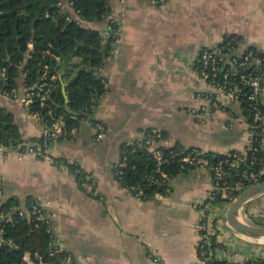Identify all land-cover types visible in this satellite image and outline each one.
<instances>
[{
  "label": "crops",
  "instance_id": "obj_1",
  "mask_svg": "<svg viewBox=\"0 0 264 264\" xmlns=\"http://www.w3.org/2000/svg\"><path fill=\"white\" fill-rule=\"evenodd\" d=\"M62 2L64 12L81 21L84 28L98 31L107 48L104 33L110 20L82 21L72 3ZM111 7L110 16L121 36L99 70L108 87L94 118L105 125L104 138L97 140L85 122L73 128L71 138L52 146L58 164L0 150L2 199H17L21 207L30 199L48 202L50 211L58 215L57 237L81 264H156L155 254L165 264H199L200 205L213 190V174L206 169L186 170L171 181L168 195L143 200L114 173L121 149L156 129L160 144L167 148H196L234 157L227 181L231 188V178L238 185L237 179L248 170L247 155L253 141L243 104L225 100L226 110L213 111L204 122L191 114V108L202 105L201 97L212 90L199 71L204 48L220 47L226 37L234 36L240 39L237 54L247 50L264 54V0H167L160 5L147 0H127L125 4L111 0ZM33 51L31 44L29 52ZM76 60L77 65L82 64ZM75 74L54 76L64 97V86L68 95ZM25 80L23 70L17 90L24 89ZM0 108L14 115L24 144L41 139V125L1 91ZM61 165L78 166L85 181L80 182ZM219 196L226 199V192ZM226 204L215 203L211 212L220 246L215 258L233 264L264 258L263 245L226 225ZM240 217L264 226V193L251 199Z\"/></svg>",
  "mask_w": 264,
  "mask_h": 264
},
{
  "label": "trees",
  "instance_id": "obj_2",
  "mask_svg": "<svg viewBox=\"0 0 264 264\" xmlns=\"http://www.w3.org/2000/svg\"><path fill=\"white\" fill-rule=\"evenodd\" d=\"M67 1L73 4L74 11L82 21L99 22L112 12L111 0ZM114 27L119 28L118 25ZM239 43L238 37L225 38L220 47L224 49L227 60L237 55L236 49ZM31 44L34 46L32 53L29 52ZM112 44L113 41H109L107 48H104L101 34L98 31L86 29L81 21L71 19L69 14L63 10L62 0H0V89L8 92L17 90V80L23 70L27 87L36 85L44 73H47L48 77H54L61 72H65L66 76L76 72L67 87L68 103L63 95L60 81L56 80L57 87L50 100L44 107L39 102L35 103L33 111L40 112L49 124L52 123L53 117L57 119L64 116L68 131L79 127L88 118L98 122L94 115L98 109L99 100L107 91V81L99 75V70L105 65L116 46ZM57 58H61L62 61L58 62ZM75 58L79 59L82 64H72V67H68L66 60L70 61ZM4 70H6L5 77H3ZM242 90L248 93L246 87ZM239 102L243 104L252 132L258 134L253 141L258 139L259 147L264 146L261 123L254 121L255 111L251 107L252 103L247 97H241ZM68 109L75 115L70 114ZM259 109L264 113L263 105H259ZM49 112H52V116L48 115ZM149 132L146 133V137ZM24 143L14 115L0 108V145L10 148ZM32 143L40 144L42 139ZM145 143L146 139H142L132 145L124 146L121 149L120 159V164L124 166L115 169V173L120 172L115 177L121 184L135 195L142 192L139 198L150 200L157 195H168L170 183L178 174L189 169H196L182 162L187 149L176 147L172 150H165L164 158L167 163H164L159 171L158 162ZM206 154L214 164L229 160L226 170L231 171L234 157L214 153ZM254 159L257 162L252 165ZM247 163L249 172L259 174L260 179L263 180L264 151L262 149L256 153L249 151ZM69 167L73 173L78 172L76 176L83 183L85 174L81 169L76 165ZM241 180L237 179V182H241L243 188L251 185L248 180ZM228 186H231L230 183ZM239 193L240 191H235L234 195L238 196ZM224 202L226 199L219 196L214 203ZM30 203H32L31 199L27 204ZM21 205L19 200L11 198L0 209V213L8 214ZM15 219L17 220L15 224L7 226L5 238L12 239L17 248L0 246V264H24L23 257L26 253L32 257L39 254L48 264H62L65 254L49 256L53 238L45 225L36 227L34 223H29L19 215L15 216ZM219 247L215 241L207 251L208 257H211ZM212 264L233 263L217 260L213 256Z\"/></svg>",
  "mask_w": 264,
  "mask_h": 264
},
{
  "label": "built area",
  "instance_id": "obj_3",
  "mask_svg": "<svg viewBox=\"0 0 264 264\" xmlns=\"http://www.w3.org/2000/svg\"><path fill=\"white\" fill-rule=\"evenodd\" d=\"M154 4H164L167 0H147ZM122 4H125L127 0H120ZM110 21L108 30L104 33V37L108 41H113L112 45H116L120 41V29H115L117 24L112 20L113 17L108 15L106 17ZM227 55L224 53L222 47L204 48L199 58L200 75L206 80L210 86L211 91L203 95L202 100L204 103L200 106L191 108V114L197 118L200 122H204L205 119L215 110L225 111V100L234 102L240 100L241 97H247L252 103L251 107L255 111L254 121L255 123H261L262 132L264 134V113L259 109V105L264 106V54H256L253 50H247L243 53L232 56L229 60L226 59ZM6 76V70L3 71V77ZM54 77H48L47 73H44L39 82L33 87H27L24 85L22 91L13 90L8 92L1 90L4 97L11 99L17 103H20L28 114L33 117L42 127V143H29L21 144L14 147H5L0 145V150H10L17 152L21 155H30L39 160L49 162L51 164H58L57 157L52 150L53 144L57 143L61 139H68L73 136L75 129L71 131L67 130L66 121L64 116H60L57 119H52V123L49 124L45 121L43 115L38 111H33V105L37 102L42 107L50 100L54 89L57 87ZM108 87V84L106 85ZM243 87L248 89V93L243 92ZM52 116V112L48 113ZM96 133L97 140H102L105 136L106 130L102 122L91 120L90 118L85 120ZM256 132H252L253 140L257 136ZM143 139H146V146L150 153L154 155L158 162V167L167 163L164 158L165 150H172L173 148H167L160 144V134L156 129L150 130L148 136L146 134ZM264 143V141H263ZM256 144V145H255ZM260 149L264 151V146L259 147L258 139L252 141L250 151L253 153L259 152ZM182 162L196 169L209 170L214 177L213 190L208 194L205 201L200 205L201 217L198 225V243L197 251L199 254V264H212L214 254L209 256L207 252L217 243L216 236L214 235L211 212L213 210L214 202L219 197L220 193L226 192V202L230 203L235 201L240 193L245 189L241 182L238 183L236 188L229 187L227 176L229 171L226 170V166L229 165V160L219 161L217 164L211 162L210 158L206 154L196 148L187 149V152L183 155ZM256 159L252 161V165H255ZM60 165V164H59ZM124 164H119L117 168H122ZM62 168L71 170L70 167L61 165ZM118 171V170H117ZM73 173V172H72ZM77 171L74 172L77 175ZM120 172H116L115 175H119ZM241 179L248 180L251 185L258 183L260 175L257 173H250L246 170ZM242 181V180H240ZM235 191H240L238 196L234 195ZM142 192L138 193L141 195ZM1 184H0V209L7 203L8 200H3L1 196ZM19 215L22 219L29 223H34L36 227L45 225L47 231L51 234L53 241L50 244L49 256L55 257L60 254H65L62 264H81L78 258L72 253L67 252L59 238L55 233V221L57 214L50 211L49 204L41 199H34L32 203L22 207L14 209L10 213H0V246L17 248L16 243L12 239L5 238V231L8 225L15 224V216ZM215 258V256H214ZM153 260L156 264H165L162 258L155 254ZM24 264H48L45 263L43 256L35 254L32 257L26 253L23 257ZM250 264H264V258L254 257L250 260Z\"/></svg>",
  "mask_w": 264,
  "mask_h": 264
},
{
  "label": "water",
  "instance_id": "obj_4",
  "mask_svg": "<svg viewBox=\"0 0 264 264\" xmlns=\"http://www.w3.org/2000/svg\"><path fill=\"white\" fill-rule=\"evenodd\" d=\"M264 82V78H263ZM64 93L69 102L68 95L66 93V87L64 86ZM70 114H75L73 111L68 109ZM239 174L240 171L238 170ZM232 181L233 188L237 187V184ZM264 193V179L260 180L258 183L252 184L249 187L245 188L240 195L237 197L235 201L227 203L224 206L223 210V218L225 220L226 225L237 233L253 240L254 242H264V226H257L248 223L240 217L241 209L253 198ZM259 243V244H260ZM264 245V243H263Z\"/></svg>",
  "mask_w": 264,
  "mask_h": 264
},
{
  "label": "rangeland",
  "instance_id": "obj_5",
  "mask_svg": "<svg viewBox=\"0 0 264 264\" xmlns=\"http://www.w3.org/2000/svg\"><path fill=\"white\" fill-rule=\"evenodd\" d=\"M77 63H79L76 59H73V60H70V61H67L66 60V65L68 66V67H72V64H77ZM251 240V239H250ZM251 241H253V240H251ZM254 242V241H253ZM254 243H256V242H254ZM260 243V242H259ZM258 242L256 243V244H258V245H263V243L264 242H262V243H260L259 244ZM264 246V245H263ZM217 251V250H216ZM214 256H216V252L214 253Z\"/></svg>",
  "mask_w": 264,
  "mask_h": 264
}]
</instances>
